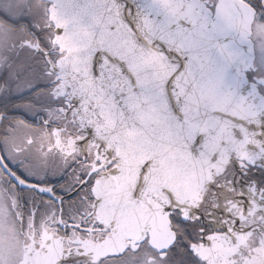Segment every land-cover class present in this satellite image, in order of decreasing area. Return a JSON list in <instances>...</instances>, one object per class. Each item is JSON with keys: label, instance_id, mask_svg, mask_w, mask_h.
Here are the masks:
<instances>
[{"label": "snow or ice", "instance_id": "snow-or-ice-1", "mask_svg": "<svg viewBox=\"0 0 264 264\" xmlns=\"http://www.w3.org/2000/svg\"><path fill=\"white\" fill-rule=\"evenodd\" d=\"M0 264H264V0H0Z\"/></svg>", "mask_w": 264, "mask_h": 264}]
</instances>
